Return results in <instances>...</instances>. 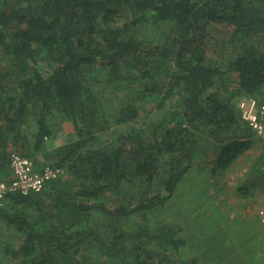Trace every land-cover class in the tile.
I'll list each match as a JSON object with an SVG mask.
<instances>
[{
  "label": "trees",
  "instance_id": "obj_1",
  "mask_svg": "<svg viewBox=\"0 0 264 264\" xmlns=\"http://www.w3.org/2000/svg\"><path fill=\"white\" fill-rule=\"evenodd\" d=\"M148 22L168 24L159 43L137 35ZM0 49V179L14 151L64 168L6 193L0 264H201L160 213L196 167L212 177L254 144L236 102L264 96V0H0Z\"/></svg>",
  "mask_w": 264,
  "mask_h": 264
},
{
  "label": "rangeland",
  "instance_id": "obj_2",
  "mask_svg": "<svg viewBox=\"0 0 264 264\" xmlns=\"http://www.w3.org/2000/svg\"><path fill=\"white\" fill-rule=\"evenodd\" d=\"M168 30V24L165 22H148L139 26L137 35L141 38L148 39L152 43H159L162 41L165 32ZM230 32L226 29L217 30L214 33V42L216 44L210 47L211 54H218L223 51L222 45L227 41ZM6 63V58L3 55V51L0 49V68ZM87 78L98 77L104 78L102 74V66L100 63L91 65L90 69L86 73ZM100 88L103 82L100 83ZM98 88V87H97ZM94 89L95 92L100 91ZM116 94V95H115ZM122 94L117 90L114 93L106 94L101 97V101L105 106L112 107L115 103V97ZM260 107L264 109V96H257ZM147 105V113L149 107ZM169 111L170 107H165ZM109 110V109H108ZM111 110V109H110ZM111 113L114 110L110 111ZM158 111L150 113L152 116L157 115ZM264 113V112H263ZM111 118V117H109ZM70 133L64 135L50 136L45 139L47 149L55 148L70 138ZM254 144L243 155H241L235 166L221 170L215 175L210 177L208 168L196 167V169L189 175H194L198 178V183L201 189L195 193L186 192L185 185L181 188H177L175 195L172 199L165 204L160 216L165 221H176L179 225H183L181 234L187 236V245L193 248V245H189L190 240L197 241L198 249H205L206 243L212 240L217 241V244L223 247L224 252L222 256L225 258L226 253H229V257L224 260H218L219 264H264V259L261 256L260 250V232L262 224L259 221V212L257 211L256 203L260 201V196L256 197L253 201L248 200L243 207V195L240 187H245L249 192L257 194H263L264 191V167L262 162L264 161V143L256 136L253 137ZM37 168H41L47 162H44V156L39 154L36 158ZM9 177V176H8ZM261 181V182H260ZM263 182V184H262ZM253 186V184H255ZM251 186H250V185ZM249 185V186H248ZM204 188V189H203ZM235 194H232L234 193ZM195 200L202 203L198 212L192 211L190 206ZM215 204L223 212L214 211ZM236 204V206H234ZM250 207L248 208V206ZM241 208H240V207ZM230 209L233 212L231 221L226 219V209ZM239 209V210H238ZM225 211V212H224ZM229 216V213H227ZM96 223L106 221L104 216L96 217ZM217 221V224H212ZM186 222V224H184ZM127 226H129L127 224ZM262 226V227H261ZM4 234V237H3ZM1 235L3 238L0 243H6V241H12L11 234H8L6 225L1 222Z\"/></svg>",
  "mask_w": 264,
  "mask_h": 264
},
{
  "label": "built area",
  "instance_id": "obj_3",
  "mask_svg": "<svg viewBox=\"0 0 264 264\" xmlns=\"http://www.w3.org/2000/svg\"><path fill=\"white\" fill-rule=\"evenodd\" d=\"M241 119L251 128L254 135L264 143V109L255 96H241L236 102ZM264 167V161L262 162ZM9 170L11 177L0 179V207L4 204L6 193L40 191L44 184L64 174V168L45 164L37 168L30 157L14 151L10 154ZM259 220L264 227V204L259 209ZM261 256L264 259V236L261 240Z\"/></svg>",
  "mask_w": 264,
  "mask_h": 264
},
{
  "label": "crops",
  "instance_id": "obj_4",
  "mask_svg": "<svg viewBox=\"0 0 264 264\" xmlns=\"http://www.w3.org/2000/svg\"><path fill=\"white\" fill-rule=\"evenodd\" d=\"M8 176L11 177L10 171H9ZM262 178H264V175H263ZM197 181H198V178L197 177H194V175H186L182 179V181L179 183L178 188H181V186L184 184L185 185L186 192L188 191L189 193H192L193 191H195V193H197L201 189V187L199 186V183ZM263 182H262V184H263ZM255 185H256V183L253 184V186H255ZM240 190H241V193L243 195V202H242V204H240V206L242 205L244 207L245 204H246V202H248V200L253 201L256 197H258V196L261 197L260 198V201L256 203V207H257L256 209H257V211H259V209L264 204V191H262L263 194H260L259 192L257 194H255L254 192L247 191V190H250V188H248L246 190L245 187H240L239 188V191ZM232 194H235V192L232 193ZM198 201L201 202V200H195V202L190 206V208L194 212H198L199 211V207H201L203 205L202 203H200ZM213 205L215 206L214 207V211L223 212V210H220L217 205L212 204L211 206H213ZM234 206H236V204ZM246 206H247V204H246ZM249 207H250V205L248 206V208ZM227 213H229V216H228ZM232 213L233 212H231V210L229 208L226 209L225 216H226V219H228L229 221H231V216L230 215ZM184 224H186V222ZM212 224H217V221L213 222ZM181 227H182L181 228V230H182L183 229V225ZM181 230H180V233L182 232ZM260 234H261L260 235V237H261L260 243H261V240H262V238L264 236V227H262ZM184 237L186 238L187 236H184ZM187 243L188 242H187V239H186V245H187ZM190 244L193 245V248H190L189 246H186L185 245L183 247V250L181 251V257L182 258H188L190 256H196V257H198L201 260V264H219L218 263V260H220V259L221 260H224V259H226V257H229V253L228 252L226 253L225 258L222 256L223 253H221V252H224V249H223V247H221V246H219L217 244V241L212 240L210 242H207L206 243L207 246L205 247V249H198V247H197V241L196 240L195 241L193 239L190 240L189 245ZM259 247H261V244H260Z\"/></svg>",
  "mask_w": 264,
  "mask_h": 264
}]
</instances>
